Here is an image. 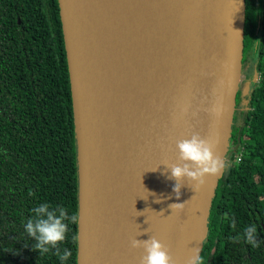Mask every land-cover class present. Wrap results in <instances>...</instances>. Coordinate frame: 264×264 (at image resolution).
Wrapping results in <instances>:
<instances>
[{"label": "water", "instance_id": "95a60500", "mask_svg": "<svg viewBox=\"0 0 264 264\" xmlns=\"http://www.w3.org/2000/svg\"><path fill=\"white\" fill-rule=\"evenodd\" d=\"M141 1L144 9L129 7L135 21L113 43L120 67L96 83L106 65L88 68L94 62L80 45L88 27H80L84 15L77 11L84 2L59 0L79 142L78 264H139L143 249L130 241L151 235L168 246L175 264H186L194 248L201 255L224 174L225 167L208 175L196 191L185 180L177 198L166 164L178 163L176 142L193 133L226 164L247 1ZM174 203L185 205L172 212Z\"/></svg>", "mask_w": 264, "mask_h": 264}, {"label": "trees", "instance_id": "16d2710c", "mask_svg": "<svg viewBox=\"0 0 264 264\" xmlns=\"http://www.w3.org/2000/svg\"><path fill=\"white\" fill-rule=\"evenodd\" d=\"M246 1L243 70L255 57L261 83L255 76L240 83L229 161L201 252L205 264H264V0ZM79 161L59 0H0V264H61L56 249L40 255L25 230L44 202L77 216L58 247L72 252L64 264H78ZM250 225L255 247L244 237Z\"/></svg>", "mask_w": 264, "mask_h": 264}, {"label": "clouds", "instance_id": "9594fccd", "mask_svg": "<svg viewBox=\"0 0 264 264\" xmlns=\"http://www.w3.org/2000/svg\"><path fill=\"white\" fill-rule=\"evenodd\" d=\"M178 163L166 164L171 171V179L176 181L173 191L179 198L180 189L186 180L194 191L205 183L208 175L218 174L224 167V161L214 153L213 144L199 133H193L190 138L177 140ZM31 195V191L29 192ZM187 202V201H186ZM185 202V203H186ZM185 203H174L169 205L172 212L182 210ZM67 221V222H66ZM77 216L69 215L64 207H52L48 203H40L32 209V216L25 224V230L36 240L33 248L40 255L48 253L50 249H56V256L64 264L72 255L71 250L65 248L62 252L59 245L66 239L69 230L68 225L75 223ZM146 232H148L146 230ZM143 233H139L142 235ZM257 229L255 225L244 228V237L247 243L255 247ZM133 249H143L139 264H175L170 255V249L156 236L151 235L147 240L133 238L130 241ZM186 264H205L198 248L192 249V255Z\"/></svg>", "mask_w": 264, "mask_h": 264}, {"label": "bare ground", "instance_id": "6f19581e", "mask_svg": "<svg viewBox=\"0 0 264 264\" xmlns=\"http://www.w3.org/2000/svg\"><path fill=\"white\" fill-rule=\"evenodd\" d=\"M83 7L78 12L84 15V22L80 27H88L80 45L94 62L88 64L90 71L98 69L97 63L103 61L105 71H98L96 83L107 78L108 73L120 67L114 53H119L113 43L121 37L120 28H127L135 19L129 13V7L143 10L145 4L141 0H82ZM98 8L99 12L95 9ZM81 68V66L79 65ZM227 162V160H226Z\"/></svg>", "mask_w": 264, "mask_h": 264}, {"label": "rangeland", "instance_id": "374dc122", "mask_svg": "<svg viewBox=\"0 0 264 264\" xmlns=\"http://www.w3.org/2000/svg\"><path fill=\"white\" fill-rule=\"evenodd\" d=\"M255 61H256V58L254 57L252 59V61H250V64L249 66L243 70V74H242V78H241V84H242V81H251L253 76H255ZM256 77V76H255ZM245 90H241V93H244ZM230 148V147H229ZM227 161H229V158H228V155H227Z\"/></svg>", "mask_w": 264, "mask_h": 264}, {"label": "built area", "instance_id": "2783aa9c", "mask_svg": "<svg viewBox=\"0 0 264 264\" xmlns=\"http://www.w3.org/2000/svg\"><path fill=\"white\" fill-rule=\"evenodd\" d=\"M255 82H256L257 85H260V83H261L260 75H258V74L256 75V81ZM238 160L239 161L241 160V156H239Z\"/></svg>", "mask_w": 264, "mask_h": 264}]
</instances>
